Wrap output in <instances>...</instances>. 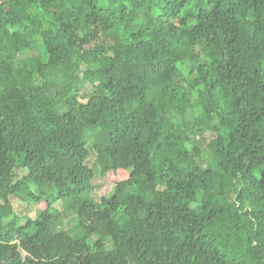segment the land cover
<instances>
[{
    "label": "trees",
    "instance_id": "trees-1",
    "mask_svg": "<svg viewBox=\"0 0 264 264\" xmlns=\"http://www.w3.org/2000/svg\"><path fill=\"white\" fill-rule=\"evenodd\" d=\"M0 264H264V0H0Z\"/></svg>",
    "mask_w": 264,
    "mask_h": 264
},
{
    "label": "rangeland",
    "instance_id": "rangeland-1",
    "mask_svg": "<svg viewBox=\"0 0 264 264\" xmlns=\"http://www.w3.org/2000/svg\"><path fill=\"white\" fill-rule=\"evenodd\" d=\"M91 90V86L88 84H84L82 86V93L87 92ZM206 136L208 138H211L214 136V134L210 131L206 133ZM87 164L93 167H96V152L91 151V154L89 158L87 159ZM17 177H22L25 174V171L22 169L15 170ZM93 190H92V196L96 198L97 200H100L102 197L108 198L114 193V183L112 181H109L103 176H100L97 174L93 178ZM52 193V192H50ZM60 202L56 203L58 209H60L62 216H61V224L66 225V229L69 231V233L72 236H78L82 234L83 229L79 226L78 222L76 221L73 224V216L70 214H63L62 207L60 206ZM13 205L15 208L16 213L20 216L21 222H26L27 217L34 218L35 217V205L33 203H28L21 200H14ZM56 208L55 204H53V210ZM93 239H96V236H93Z\"/></svg>",
    "mask_w": 264,
    "mask_h": 264
}]
</instances>
